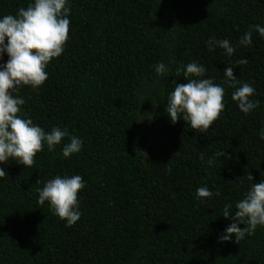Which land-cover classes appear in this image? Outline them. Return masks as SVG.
Masks as SVG:
<instances>
[{
  "label": "trees",
  "instance_id": "trees-1",
  "mask_svg": "<svg viewBox=\"0 0 264 264\" xmlns=\"http://www.w3.org/2000/svg\"><path fill=\"white\" fill-rule=\"evenodd\" d=\"M32 2L0 0V19ZM67 6L70 39L47 66L48 80L13 95L25 100L21 118L69 136L52 151L45 143L31 168L11 158L0 163L7 173L0 178V264H264V226L239 244L234 235L220 239L233 223L222 215L224 206L231 204L234 215L252 184L264 181V37L256 31L264 27V0H68ZM249 30L252 44L240 45ZM213 38L227 39L236 51L209 50ZM193 62L225 89L224 112L207 133L183 119L172 123L166 112ZM161 63L164 75L155 70ZM228 66L255 89L250 99L259 105L247 114L225 82ZM71 136L82 148L65 158ZM74 175L85 188L81 218L68 227L47 201L38 203L39 190L56 176ZM200 187L213 196L197 198Z\"/></svg>",
  "mask_w": 264,
  "mask_h": 264
},
{
  "label": "clouds",
  "instance_id": "clouds-1",
  "mask_svg": "<svg viewBox=\"0 0 264 264\" xmlns=\"http://www.w3.org/2000/svg\"><path fill=\"white\" fill-rule=\"evenodd\" d=\"M67 3L68 0H34L26 8H19L17 14L5 15L0 19V60L5 53L9 57L6 63L0 64L2 164H7L11 158L31 168L36 163L37 154L44 150L45 143L48 150L52 151L69 136L66 130L59 127L48 133L31 119L21 118V106L25 104V100L13 95L21 86L39 89L48 80L47 66L54 58L62 55L70 39L71 22L68 17L71 9ZM256 31L264 37V27L257 25ZM207 43L209 50L218 45L228 56L236 51L227 39L217 41L213 38ZM239 44L246 47L252 44L251 30L244 34ZM236 63L243 65L247 60L240 59ZM155 70L159 75H164L167 71L163 63L156 65ZM206 72L203 65L195 62L187 65L183 76L188 82L176 84L168 99L166 112L172 123L183 119L191 129L207 133L220 119L225 109V89L211 79L204 78ZM177 75H180L179 70ZM225 77L229 87L236 88L232 99L238 102L241 111L247 114L258 107L259 102L250 99L255 94V89L247 83L241 84L232 67L226 68ZM260 137L264 139V129L261 130ZM82 144L81 139L71 136L70 143L63 147V156L69 158L72 154L79 153ZM6 175V171L0 168V178ZM247 179L253 181L254 177L248 175ZM84 188L85 182L80 175L56 176L39 190L38 203L44 205L47 201L55 215L66 221V226L71 227L81 218L79 193ZM196 195L199 199H210L213 192L207 187H200ZM215 195H219V192ZM231 207V204H226L223 208L222 215L231 218L233 223L226 228V234L220 239L229 241L234 235L239 244L246 234L254 235L258 226H264V181L252 184L244 198L235 205L234 215L230 212ZM240 224L245 227L241 228Z\"/></svg>",
  "mask_w": 264,
  "mask_h": 264
}]
</instances>
